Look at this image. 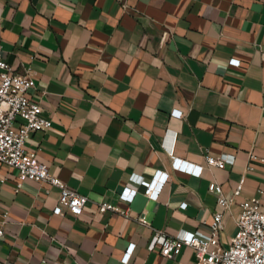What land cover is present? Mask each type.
Masks as SVG:
<instances>
[{
  "label": "crops",
  "instance_id": "1",
  "mask_svg": "<svg viewBox=\"0 0 264 264\" xmlns=\"http://www.w3.org/2000/svg\"><path fill=\"white\" fill-rule=\"evenodd\" d=\"M0 25L7 61L35 70L31 98L52 120L27 147L88 198L79 216L55 214L58 187L0 165V264H198L190 246L149 250L155 232L207 231L223 211L228 246L240 203H264V0H0ZM207 153L235 162L209 167ZM173 156L203 165L201 176L175 170ZM158 170L169 179L155 199L131 177L150 182Z\"/></svg>",
  "mask_w": 264,
  "mask_h": 264
},
{
  "label": "built area",
  "instance_id": "2",
  "mask_svg": "<svg viewBox=\"0 0 264 264\" xmlns=\"http://www.w3.org/2000/svg\"><path fill=\"white\" fill-rule=\"evenodd\" d=\"M1 32V25H0ZM240 60L233 58L230 65L239 66ZM36 72L26 68L23 73H16L7 61L0 40V165H6L18 171L21 180H33L39 183H49L60 189L59 204L54 208V213L64 215L69 213L79 216L83 213L88 201L87 196L68 186L57 175L52 174L49 165L39 159L38 153L27 147V142L32 133L47 131L52 127V120L43 114L41 104L31 98L33 90L37 89ZM172 115L183 117V111L175 109ZM208 151V150H207ZM207 166L224 168L227 164H234V154H221L214 157L205 155ZM251 163L258 160L254 153L250 154ZM251 163L247 170L252 168ZM172 165L175 170L183 171L195 176H201L204 166L196 165L173 156ZM133 182L144 185L145 193L150 198H157L169 174L158 170L149 182L138 174L131 177ZM243 176L234 190L233 197L239 196L243 188ZM21 186V183H19ZM209 190L213 192L218 204L224 209H229L232 198L225 195L221 184L211 182ZM137 193L136 189L126 186L120 198L131 202ZM242 211L237 219L238 232L228 246L221 243V233L224 230V212L217 211L208 224V230L181 231L174 237H168L163 231H156L148 248H160L166 257H174L181 253L184 246L194 249L198 264H264V203L259 199H245L241 203ZM187 203L181 207L186 208ZM112 210L131 216L109 203L99 206L100 212ZM137 220L147 224L144 215L137 216ZM3 235V231H0ZM135 244L131 243L122 261L127 263Z\"/></svg>",
  "mask_w": 264,
  "mask_h": 264
}]
</instances>
